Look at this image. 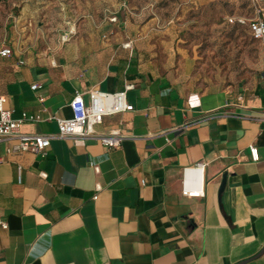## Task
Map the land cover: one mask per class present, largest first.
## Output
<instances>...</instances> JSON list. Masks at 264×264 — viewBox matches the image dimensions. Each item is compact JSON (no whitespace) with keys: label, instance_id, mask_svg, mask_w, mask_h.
<instances>
[{"label":"crops","instance_id":"1","mask_svg":"<svg viewBox=\"0 0 264 264\" xmlns=\"http://www.w3.org/2000/svg\"><path fill=\"white\" fill-rule=\"evenodd\" d=\"M132 14L126 0H96L62 43L23 7L1 41L14 50L0 54L6 108L41 116L22 132L54 137L45 156L10 153L15 137L0 142V264H264V71L237 88L203 89L193 58L171 51L156 18ZM128 85L135 109L95 126L119 129V147L58 137L53 117L73 116L78 91L89 103L92 89Z\"/></svg>","mask_w":264,"mask_h":264},{"label":"rangeland","instance_id":"2","mask_svg":"<svg viewBox=\"0 0 264 264\" xmlns=\"http://www.w3.org/2000/svg\"><path fill=\"white\" fill-rule=\"evenodd\" d=\"M96 0H0V43L25 15L49 33L62 34L79 26L84 11ZM125 0H106L116 6ZM135 18H156L157 29L171 39V51L193 58V76L203 89L237 88L260 78L264 71V43L253 39L247 25L230 23L229 17L250 16V0H126ZM92 11V10H91ZM90 11V12H91ZM141 12V13H140ZM174 48V49H173ZM182 52L177 54L179 58Z\"/></svg>","mask_w":264,"mask_h":264},{"label":"built area","instance_id":"3","mask_svg":"<svg viewBox=\"0 0 264 264\" xmlns=\"http://www.w3.org/2000/svg\"><path fill=\"white\" fill-rule=\"evenodd\" d=\"M255 8L256 15L234 16L229 17L230 23H239L247 25L251 35L258 41H264V19L258 15L261 11V3L263 0H250ZM115 19V18H114ZM76 33L75 28H70L61 36V42L65 43L71 40L72 35ZM14 50L10 46L3 45L0 49V54L4 57L11 56ZM41 87L39 84H34L33 88ZM134 85H128L125 91L117 93L102 92L98 89L89 91L90 102L85 98V92L78 91L70 103L73 116L70 118L53 117L59 125L58 137L69 139H85L95 137L99 139L107 147H119L125 136L119 129L112 130L108 134H98L95 126L104 121L107 115L118 113L126 110H134L133 104L128 102L127 91L132 89ZM43 99V98H42ZM6 97L0 95V142L6 137H15L17 142L12 144L8 151L10 153H24L32 151L42 156L46 155L47 148L51 145L53 135L24 133L21 126L25 121H40V115L24 113L22 118H15L13 111L5 106ZM251 153L254 160L259 159L258 148L255 145L251 146ZM91 164L99 172L100 168L94 162ZM198 167L203 171L205 163H199ZM22 167H20V172ZM43 177H47L46 172H42ZM102 185H97V193L94 198H98V192L102 189ZM187 196L200 197L205 195L204 188L197 191H184Z\"/></svg>","mask_w":264,"mask_h":264},{"label":"water","instance_id":"4","mask_svg":"<svg viewBox=\"0 0 264 264\" xmlns=\"http://www.w3.org/2000/svg\"><path fill=\"white\" fill-rule=\"evenodd\" d=\"M226 183H227V175L224 176L223 183H222V186H221V189H220V194H222L224 192L225 187H226ZM244 262H247V261H244ZM243 263H239V264H243Z\"/></svg>","mask_w":264,"mask_h":264},{"label":"trees","instance_id":"5","mask_svg":"<svg viewBox=\"0 0 264 264\" xmlns=\"http://www.w3.org/2000/svg\"><path fill=\"white\" fill-rule=\"evenodd\" d=\"M253 37V36H252ZM253 39H254V37H253ZM256 40V39H255Z\"/></svg>","mask_w":264,"mask_h":264}]
</instances>
